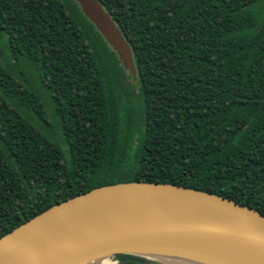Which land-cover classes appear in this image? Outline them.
<instances>
[{
    "label": "trees",
    "instance_id": "1",
    "mask_svg": "<svg viewBox=\"0 0 264 264\" xmlns=\"http://www.w3.org/2000/svg\"><path fill=\"white\" fill-rule=\"evenodd\" d=\"M97 1L134 78L74 0H0V238L126 182L264 215V0Z\"/></svg>",
    "mask_w": 264,
    "mask_h": 264
},
{
    "label": "water",
    "instance_id": "2",
    "mask_svg": "<svg viewBox=\"0 0 264 264\" xmlns=\"http://www.w3.org/2000/svg\"><path fill=\"white\" fill-rule=\"evenodd\" d=\"M134 78L131 50L97 0H74ZM162 215L166 224L142 218ZM191 251L221 264H264V215L169 183L102 186L55 204L0 238V264H69L116 255Z\"/></svg>",
    "mask_w": 264,
    "mask_h": 264
},
{
    "label": "bare ground",
    "instance_id": "3",
    "mask_svg": "<svg viewBox=\"0 0 264 264\" xmlns=\"http://www.w3.org/2000/svg\"><path fill=\"white\" fill-rule=\"evenodd\" d=\"M170 220L171 219L166 216L150 215L142 218L141 221L147 225H160L166 224ZM149 256L170 264H221L216 261L198 256L191 251H164L160 253H152L149 254ZM69 264H115V262H113L109 257H103L93 261H77Z\"/></svg>",
    "mask_w": 264,
    "mask_h": 264
},
{
    "label": "rangeland",
    "instance_id": "4",
    "mask_svg": "<svg viewBox=\"0 0 264 264\" xmlns=\"http://www.w3.org/2000/svg\"><path fill=\"white\" fill-rule=\"evenodd\" d=\"M113 262H115V264H117L118 263V261H116L114 258H112V257H109Z\"/></svg>",
    "mask_w": 264,
    "mask_h": 264
}]
</instances>
